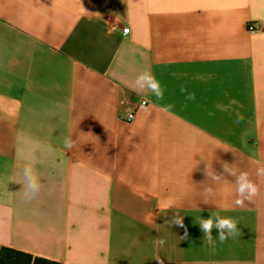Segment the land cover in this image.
<instances>
[{"label": "crops", "instance_id": "1", "mask_svg": "<svg viewBox=\"0 0 264 264\" xmlns=\"http://www.w3.org/2000/svg\"><path fill=\"white\" fill-rule=\"evenodd\" d=\"M148 67L162 100L135 89ZM253 161L264 0H0V245L30 264H264ZM26 164L42 185L30 201ZM224 164L249 173L253 202L235 205ZM177 212L184 227L166 223ZM217 213L239 233L210 245L199 221Z\"/></svg>", "mask_w": 264, "mask_h": 264}, {"label": "clouds", "instance_id": "2", "mask_svg": "<svg viewBox=\"0 0 264 264\" xmlns=\"http://www.w3.org/2000/svg\"><path fill=\"white\" fill-rule=\"evenodd\" d=\"M135 89L139 90L140 92H147L150 93L151 96L155 97L157 101L162 100L164 98L165 89L161 87L160 82L156 79L155 75L152 73L151 68L148 67L141 73H139L134 81ZM180 91L182 94L185 95L186 100L194 99V94H187V89L181 86ZM145 103H150L148 101L142 102L141 107L145 106ZM232 103H236L235 100ZM173 105H166L164 106L163 110L168 112L172 109ZM129 118H132L131 109L128 110ZM242 119V117H241ZM64 146L68 149L74 147V143L71 139H66L64 142ZM254 164L257 165L256 167V175L258 177H264V166L260 164L259 161H253ZM225 171L229 172L233 176L236 177V193L237 198L234 201L236 206H244L245 201L253 202L254 198L259 195V188L258 185L253 182L250 177L249 173L246 171H240L239 173L232 171V167L228 164H224ZM23 178H24V188H25V198L26 200H32L36 197V195L40 192L42 185L39 182L37 175L34 172L33 164H26L23 167ZM215 179L219 180L222 179L220 176L215 177ZM207 191L211 192V189ZM169 224H175L180 227H184L183 224V217L177 215L171 220L166 221ZM238 223L236 220L229 218V217H222L217 213L214 217L210 216L207 219L200 218L199 226L204 233V239L207 241L208 244L214 245L216 241L220 243L225 242L229 237H233L239 233V229L237 227ZM213 228L218 230V236L213 238L212 230ZM188 232L187 228H185L184 235L179 237V239H187ZM155 243L160 247L163 248L167 241L163 237L156 238ZM159 264H163V261L159 258H155Z\"/></svg>", "mask_w": 264, "mask_h": 264}, {"label": "trees", "instance_id": "3", "mask_svg": "<svg viewBox=\"0 0 264 264\" xmlns=\"http://www.w3.org/2000/svg\"><path fill=\"white\" fill-rule=\"evenodd\" d=\"M30 255L0 245V264H30ZM45 264H64L44 260Z\"/></svg>", "mask_w": 264, "mask_h": 264}, {"label": "built area", "instance_id": "4", "mask_svg": "<svg viewBox=\"0 0 264 264\" xmlns=\"http://www.w3.org/2000/svg\"><path fill=\"white\" fill-rule=\"evenodd\" d=\"M249 29H250L251 31H255V30H256L255 26L252 25V24H249ZM129 30H130L129 27H125V28H123V32H124V33H128ZM144 101H148V102H149L148 99L141 98V99H138V100L134 103V105L130 108V109H131V115H132V118H131V119L129 118L128 110H126V109H124V108H121V110H120V112H119V116H120V118L123 119V120H127V121H131V120H133V119L135 118V116H136L138 110L141 108L142 102H144ZM147 104H148V103H145V105H147Z\"/></svg>", "mask_w": 264, "mask_h": 264}, {"label": "rangeland", "instance_id": "5", "mask_svg": "<svg viewBox=\"0 0 264 264\" xmlns=\"http://www.w3.org/2000/svg\"><path fill=\"white\" fill-rule=\"evenodd\" d=\"M250 30V29H249Z\"/></svg>", "mask_w": 264, "mask_h": 264}]
</instances>
